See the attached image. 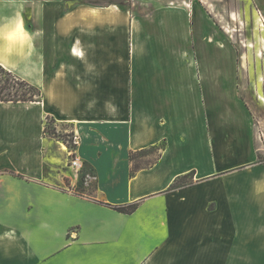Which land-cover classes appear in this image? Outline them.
<instances>
[{"label": "crops", "instance_id": "crops-1", "mask_svg": "<svg viewBox=\"0 0 264 264\" xmlns=\"http://www.w3.org/2000/svg\"><path fill=\"white\" fill-rule=\"evenodd\" d=\"M143 1L0 0V64L41 91L0 101V264H264V165L230 6Z\"/></svg>", "mask_w": 264, "mask_h": 264}, {"label": "rangeland", "instance_id": "rangeland-1", "mask_svg": "<svg viewBox=\"0 0 264 264\" xmlns=\"http://www.w3.org/2000/svg\"><path fill=\"white\" fill-rule=\"evenodd\" d=\"M99 2H107L110 0H96ZM127 1L132 4L135 3L137 7L148 6L143 0H117ZM164 0H151L149 5L163 2ZM216 8L219 9L220 4H229L228 13L224 12L225 20L223 21V28L228 34L230 47L233 53V62L239 68L240 84L239 95L248 106L252 118V130L254 141L258 148V161L264 165V52L262 55L261 48L264 47V8L261 0H252L251 8H244L240 6L239 0H209ZM142 2V3H141ZM222 2V3H221ZM240 8L242 10H240ZM232 12L235 14L232 15ZM247 12V13H246ZM259 22L257 21V16ZM220 17V16H219ZM261 77V80H259ZM48 126L49 136L53 137L59 142L64 143L66 149H73L75 145L74 138H72L69 131L60 129L56 122L48 117L46 120ZM55 129L56 134L51 131ZM156 150H148L143 153H138L135 158L134 167L146 165L154 159ZM148 155L140 159L141 156ZM81 192H92L93 185L79 188Z\"/></svg>", "mask_w": 264, "mask_h": 264}, {"label": "trees", "instance_id": "trees-1", "mask_svg": "<svg viewBox=\"0 0 264 264\" xmlns=\"http://www.w3.org/2000/svg\"><path fill=\"white\" fill-rule=\"evenodd\" d=\"M40 97L41 91L36 86L16 76L0 64V101H36L39 100ZM45 132L47 134L50 132L47 125L45 127ZM51 132L56 134L55 129ZM161 147L163 146H154L149 150L153 149L157 152ZM134 157L135 154H132V159ZM186 183L184 178H181L172 184L170 189L185 186ZM136 207L137 203H132L129 205L116 206V209L122 212H132Z\"/></svg>", "mask_w": 264, "mask_h": 264}, {"label": "built area", "instance_id": "built-area-1", "mask_svg": "<svg viewBox=\"0 0 264 264\" xmlns=\"http://www.w3.org/2000/svg\"><path fill=\"white\" fill-rule=\"evenodd\" d=\"M76 139H74L75 141ZM73 153V152H71ZM70 168L74 171V173L76 175H79L83 169V162L80 158H78L77 156H74L71 160H70V164H69Z\"/></svg>", "mask_w": 264, "mask_h": 264}, {"label": "bare ground", "instance_id": "bare-ground-1", "mask_svg": "<svg viewBox=\"0 0 264 264\" xmlns=\"http://www.w3.org/2000/svg\"><path fill=\"white\" fill-rule=\"evenodd\" d=\"M260 99H261V100H264V97L261 95V96H260Z\"/></svg>", "mask_w": 264, "mask_h": 264}]
</instances>
